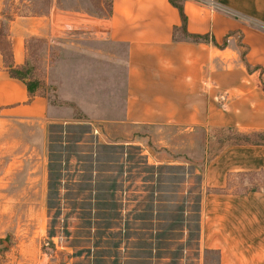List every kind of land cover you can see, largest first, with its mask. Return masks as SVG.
Wrapping results in <instances>:
<instances>
[{"label": "crops", "instance_id": "0c3cea01", "mask_svg": "<svg viewBox=\"0 0 264 264\" xmlns=\"http://www.w3.org/2000/svg\"><path fill=\"white\" fill-rule=\"evenodd\" d=\"M216 1L222 8L182 0L186 32L207 39L183 33L169 0H110L92 30L65 25L56 9L21 16V28L8 35L9 63L25 65L27 36L46 34L55 42L63 29H79L93 43L87 46L91 72L101 74L92 87L97 92L85 95L103 99L96 114L53 106L46 94H31L25 80L10 75L0 49V208L45 215L50 133L60 123H87L105 136L113 128L143 127L204 138L213 129L263 131L264 0ZM117 66L122 88L110 92ZM246 175L264 179V143L229 142L204 162L197 244L213 255V264H264V184L232 183Z\"/></svg>", "mask_w": 264, "mask_h": 264}, {"label": "rangeland", "instance_id": "374dc122", "mask_svg": "<svg viewBox=\"0 0 264 264\" xmlns=\"http://www.w3.org/2000/svg\"><path fill=\"white\" fill-rule=\"evenodd\" d=\"M109 1L0 0V49L7 60L8 35L21 28V16L56 9L65 25L92 30ZM75 30L63 29L55 42L46 34L27 36L23 72L30 71L51 105L96 114L103 98L85 94L97 92L92 87L101 74L91 72L92 41ZM113 76L110 92L122 88L118 66ZM60 124L50 133L45 215L0 208V264H213L197 244L202 168L243 132L213 129L204 138L143 127L122 129V136L113 128L105 136L76 120ZM232 183L253 187L264 179L235 176Z\"/></svg>", "mask_w": 264, "mask_h": 264}, {"label": "trees", "instance_id": "16d2710c", "mask_svg": "<svg viewBox=\"0 0 264 264\" xmlns=\"http://www.w3.org/2000/svg\"><path fill=\"white\" fill-rule=\"evenodd\" d=\"M171 4H173L177 9L179 10L181 14V29L184 34L187 36L193 37L194 39H207L204 35H193L189 34L185 30V15L182 10V0H169ZM2 51V50H1ZM9 68V73L12 77L25 80V83L27 85V88L31 94H33L36 91L37 88V82L35 80H31L29 76L30 71L27 69L25 72H23V66L19 67H13L12 64L9 63V58L6 60ZM238 138L236 139L235 143H264V130L263 131H256V132H250V133H241L238 134ZM259 138V139H257Z\"/></svg>", "mask_w": 264, "mask_h": 264}, {"label": "built area", "instance_id": "2783aa9c", "mask_svg": "<svg viewBox=\"0 0 264 264\" xmlns=\"http://www.w3.org/2000/svg\"><path fill=\"white\" fill-rule=\"evenodd\" d=\"M212 9L222 8L216 0H204Z\"/></svg>", "mask_w": 264, "mask_h": 264}]
</instances>
